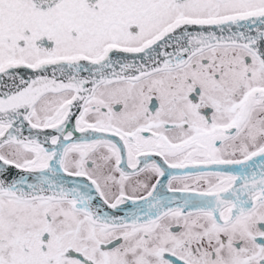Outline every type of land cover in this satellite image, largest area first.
<instances>
[{"label":"snow or ice","instance_id":"snow-or-ice-1","mask_svg":"<svg viewBox=\"0 0 264 264\" xmlns=\"http://www.w3.org/2000/svg\"><path fill=\"white\" fill-rule=\"evenodd\" d=\"M0 264H264V0H0Z\"/></svg>","mask_w":264,"mask_h":264}]
</instances>
